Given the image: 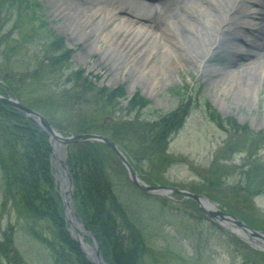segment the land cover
<instances>
[{"label": "rangeland", "instance_id": "1", "mask_svg": "<svg viewBox=\"0 0 264 264\" xmlns=\"http://www.w3.org/2000/svg\"><path fill=\"white\" fill-rule=\"evenodd\" d=\"M0 2L4 7L0 11V51L8 46L2 40L3 37L8 39L16 37V29L11 19L15 14L14 9L18 8L22 19L29 23L31 20L34 27L37 25L40 30L42 29L40 35L43 36L39 39L36 29L25 34L26 38L32 39L31 43L29 41L26 43L27 56L19 47L16 48L17 51L12 50V46L6 50V56L0 53L2 72L6 67L5 58L15 64L17 62L18 66V62L41 55V43L47 41L49 37L51 39L54 37L61 39L70 50V67L65 70V75L69 74L70 70L77 69L82 75L92 79L95 87L121 89L125 97L117 103L119 112L113 114L108 112L107 115L101 113L103 105L91 104L89 107L87 99L85 101L77 99L75 103L68 100L65 101L67 105L63 106L58 96H50L48 84H51L52 90L59 93L65 85L62 79L64 76L59 79L60 81L56 77L58 85L53 84L52 77H44L41 80L42 85L37 82L27 83L28 80L20 84L16 80L23 74L20 73L22 70L20 67L9 69L16 73L13 82L20 92L19 95L12 96L27 107L40 112L54 128L61 130L65 135L95 133L110 137L104 126L113 124V120H130L133 116L141 115L143 122L147 119H157L160 115L164 116L173 110L180 115V119L177 128L168 134L167 153L175 156V160L159 173L163 182H149L144 178L145 181L153 185L165 184L187 188L201 194L205 193L201 189L207 191L215 189L217 192L212 194L235 207L234 211L229 210L226 204L218 201L219 209L233 213L254 228L264 229V74L260 70L264 69V55L255 56L251 70L246 64L240 68L238 65L234 67L240 57L232 50L231 44L237 39L230 32H226L222 43L214 44L203 57L205 65L209 68H199L200 56L205 54L206 44L211 43L215 32L219 30V27L214 25L215 21L211 14L224 15L220 8L210 7L203 14L184 12L187 22H176L179 33L170 31L169 36L161 37H158L157 31L146 34L145 42L137 51L135 50L132 58L126 57L118 62L107 51L109 41L106 36L102 37L100 31L95 28L98 26L95 24L97 18L93 19L92 16L81 21V16H75V7L83 6L82 0L29 2L0 0ZM123 4L131 5L130 0H124ZM250 5L257 7L253 3ZM24 6H27L26 13L22 12ZM136 8L144 11L141 7ZM132 14H127L129 19L144 23L150 28L155 27L156 30L160 25L165 26L171 17L155 15L157 19L153 16L149 22H143ZM238 14V18L243 17ZM140 18L143 20L145 16ZM208 22L213 23V28L208 27L211 25ZM228 29L238 30L237 22L231 19ZM155 36L158 39H155ZM200 37L202 39L204 37L203 41ZM13 43L14 41L11 44ZM116 54L114 52V55ZM34 67L30 66L26 71H32ZM230 69H234L237 74L235 83L251 81L257 84L259 81L257 90L247 94L248 87L244 85L240 91L234 83L228 81L217 84L219 77H222L221 74L227 73ZM90 96L86 94L85 97ZM138 97H141L142 101L145 100L146 107L128 114L125 110L129 105L127 101L137 102ZM0 106L9 105L0 103ZM16 112L27 119L33 127L37 126L39 131L45 133L50 157L48 133L23 112ZM83 122L86 124L84 130L78 127V124ZM129 133L125 134L122 140L129 144L127 146L132 147L136 136L133 132ZM72 144L75 143L67 146V155ZM110 156H115L111 150L108 156L111 162L107 169L113 171L115 164ZM115 158L117 159L116 156ZM132 162L138 171L142 169L141 165L137 167L135 160L132 159ZM141 173L143 174V171ZM118 177L119 184L115 186V191L119 201L130 213L133 224L141 231L147 246L156 252L155 260L150 254H145L143 264H243V255L251 257V264H254L253 259H259L258 262L264 264V259L254 253L252 246L232 234L218 222L219 220H210L200 209L194 208L198 206L193 199L174 192L162 196L146 193L137 189L126 173ZM3 181L0 168V239L2 231L12 224L11 234L19 255L25 259V264H53L51 250L46 242L35 239L24 228V219L16 214L12 200L3 206L5 204ZM185 200H193L194 207ZM85 238L89 242L88 238ZM98 247L102 254L99 243ZM85 259L88 261L86 257ZM0 264L7 262L0 259Z\"/></svg>", "mask_w": 264, "mask_h": 264}, {"label": "trees", "instance_id": "2", "mask_svg": "<svg viewBox=\"0 0 264 264\" xmlns=\"http://www.w3.org/2000/svg\"><path fill=\"white\" fill-rule=\"evenodd\" d=\"M3 8L0 2V11ZM13 11L15 14L11 19L16 29V37L13 39L3 37L2 40L8 46L0 53L5 56L6 50L11 46L14 51L19 47L25 54L27 41L32 42L31 37H25L26 33L36 29L39 39L43 37L40 35L42 29L40 30L37 25L34 27L31 20L29 23L22 19L18 8ZM26 11L27 6L22 7V12L26 13ZM13 41L14 43L11 44ZM40 50L41 55L35 54L36 56L30 60L18 62V66L17 62L15 64L5 58L4 72L0 70L2 80L0 92L15 96L20 94L19 88L13 82L16 73L9 70L20 67L22 69L20 73L23 74L16 78L20 84L28 80L27 83L37 82L42 85L41 80L44 77H52L53 84L58 85L59 79L64 76L63 83L69 87L63 85L59 93L57 90H52L53 87L48 84L50 96H58L63 106L67 105L68 100L75 103L77 99L78 101L87 99L89 107L91 104L103 105L102 115L119 112L117 103L125 97L121 89L97 88L93 85L92 79L82 75L77 69L70 70L67 75L64 74L70 67L71 56L70 50L65 47L61 39L49 37L47 41L41 43ZM33 65L35 67L32 71H26ZM86 94H90V98L85 97ZM142 100L138 97L137 102L127 101L129 105L125 108L126 112L132 114L135 110L146 107L145 100ZM9 108V106H0V168L4 179L5 202L2 203L3 206L5 207L8 201L12 200L16 214L24 219V228L35 239L46 242L51 250L53 264H91L81 254L67 229L68 223L64 218L53 174L55 168L50 163L49 144L45 133ZM179 116L172 110L164 116L155 118L156 120L147 119L142 122V116L136 115L130 120H113V124L109 123V126L104 127L105 131H109L107 135L119 143L127 155L136 161L137 167L141 165L142 169L139 172L143 171V174L141 173L143 178L149 182H163L159 173L175 160V156L167 153V138L169 132L177 128ZM85 125V122L79 123L78 127L84 130ZM129 132H133L136 136L132 147L127 146L129 144L122 140L125 134H130ZM109 152L110 149L101 143L80 142L71 145L67 163L71 169L75 208L85 225L96 234L106 261L115 264H143L147 253L155 260L156 252L147 246L141 231L135 227L133 218L116 194L118 176L125 175V171L115 156H110L115 164L113 171L107 169L111 162L108 157ZM255 169L257 170L256 165ZM201 190L234 211V206L212 194L217 190ZM186 201L194 207L192 202ZM12 228L13 225L10 224L2 231L0 259L6 260L7 264H25V259L19 255V250L15 246L11 234ZM254 253L264 259V252L254 249ZM242 258L243 264H249L251 261L250 256L243 255ZM258 260L253 259L252 263L261 264Z\"/></svg>", "mask_w": 264, "mask_h": 264}, {"label": "bare ground", "instance_id": "3", "mask_svg": "<svg viewBox=\"0 0 264 264\" xmlns=\"http://www.w3.org/2000/svg\"><path fill=\"white\" fill-rule=\"evenodd\" d=\"M116 2V0H82L83 6L75 7L76 10H74V12L76 13V17L81 16V21L92 16H94L93 19L97 18L95 24L98 26L95 28L98 32L100 31L99 33L102 34V37L106 36L105 38L109 41V50L107 51L110 52V55H113L114 59L118 62L120 59H125L126 57L132 58L131 56L135 50L137 51L142 43L145 42V39L147 38L146 34H151L157 31L158 37H161L166 35L169 36L170 31H172L171 33H175L176 31L179 33L177 23L187 22L186 17L183 15L184 12L187 14L193 12L203 14L213 6L220 8L224 15L220 16L218 13L211 14L213 20L215 21L214 25L219 27V30L215 32V37L211 43L206 44L207 48L205 54L200 56V69L209 68L205 65L203 57L206 56L207 52L210 51L214 44L222 43L223 35L226 32H230L231 35L237 39L231 44L232 50L236 51L240 57V60L236 62L234 67L238 65L240 68L246 64L251 70L253 68V64L255 63V61H253L255 56L257 57L260 54L264 55V0H130L131 5L125 4L126 6L123 4L124 0H120V2H117L118 4H116ZM252 3L257 7H251L250 4ZM136 4L138 5L136 6ZM136 7H141V9L145 12L137 9ZM125 12H127V14L133 13L132 15H135V17L139 18L143 22H149L153 16L154 19H157V16L155 15H159L160 17L162 15H167L171 17L170 20L166 22L165 26L160 25L159 28H157L158 30H156L155 27L150 28L144 23L134 22V20L128 18ZM230 13H233L234 15H228ZM237 14L241 16L243 15V17L238 18ZM142 16H145L143 20L140 18ZM232 17H235L236 19ZM231 19L237 22V26L239 27L238 30L234 29L229 31L228 28ZM129 20L132 21V23H130ZM208 24H211L208 25L209 28L213 25V23L210 22H208ZM246 30L250 33L247 34ZM156 38L157 37L155 36V39ZM200 38L202 39V37ZM114 52L117 54L114 55ZM143 65H145V63ZM150 69L152 70V68ZM260 70L261 73L264 74V69ZM246 72L247 71L245 70V73ZM236 75L235 70L230 69L227 73H223V75L221 74L222 77H219L217 84L228 81L229 83H234L236 88L240 91H242L244 85L248 87L246 92L247 94L257 90V84L259 81L257 84H253L251 81H239L235 83L234 79ZM155 80H157V78H155Z\"/></svg>", "mask_w": 264, "mask_h": 264}, {"label": "water", "instance_id": "4", "mask_svg": "<svg viewBox=\"0 0 264 264\" xmlns=\"http://www.w3.org/2000/svg\"><path fill=\"white\" fill-rule=\"evenodd\" d=\"M0 103L10 105L24 113L25 116L35 120L48 133L51 146V164L56 167L61 175L55 174L59 181L60 197L63 204L64 216L69 222V232L77 241L82 253L88 261L94 264H109L105 262L100 253L96 237L93 232L86 229L79 219L73 206V185L69 166L66 163L67 146L75 142H101L108 146L125 166L130 181L141 191L155 194L168 195L172 192L193 199L198 208L210 219L218 221L239 239L248 243L256 250L264 251V229H257L247 225L244 221L231 213L217 207L218 203L204 194L195 193L187 188H178L165 184H148L144 181L131 162L127 159L119 145L108 136L95 133H74L63 135L60 130L54 128L40 112L22 104L18 99L0 94ZM87 237L90 242L86 241Z\"/></svg>", "mask_w": 264, "mask_h": 264}]
</instances>
